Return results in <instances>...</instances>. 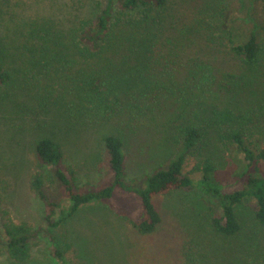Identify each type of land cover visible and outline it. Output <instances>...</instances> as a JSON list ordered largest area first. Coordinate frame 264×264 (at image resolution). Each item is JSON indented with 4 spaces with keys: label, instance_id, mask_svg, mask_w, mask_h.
<instances>
[{
    "label": "trees",
    "instance_id": "1",
    "mask_svg": "<svg viewBox=\"0 0 264 264\" xmlns=\"http://www.w3.org/2000/svg\"><path fill=\"white\" fill-rule=\"evenodd\" d=\"M90 1L91 10L73 19L0 33V88L23 84L26 101L45 115H63L70 129L115 125L123 136L102 139L108 179L81 187L62 145L42 137L29 187L45 204L44 225L16 220L5 194L10 185L0 175V248L11 264H32L44 235L53 242V262L67 264L55 232L85 207L116 195L135 197L142 212L129 226L149 236L163 223L156 198L198 189L217 208L210 227L202 226L188 245V264H264V0H207L193 24L181 28L171 0ZM202 40L233 63L184 55ZM10 91L0 112L18 103V93ZM154 132L174 148L173 156L129 183L128 139ZM215 146L232 155L230 165L218 162ZM190 158L196 161L188 170ZM230 181L235 188L227 189ZM252 204L247 228L240 210Z\"/></svg>",
    "mask_w": 264,
    "mask_h": 264
},
{
    "label": "rangeland",
    "instance_id": "2",
    "mask_svg": "<svg viewBox=\"0 0 264 264\" xmlns=\"http://www.w3.org/2000/svg\"><path fill=\"white\" fill-rule=\"evenodd\" d=\"M206 1L171 0L173 17L180 28L193 24ZM91 7L90 0H0V33L12 36L34 21L41 23L50 19L63 22L77 12H88ZM195 53L211 64L233 63L229 58L224 60L203 40L190 45L184 55L194 56ZM14 85L0 88V102L8 97L4 94L10 90L18 93L17 105H8L0 112V175L10 185L5 194L16 220H26L40 228L46 216L45 204L29 187L31 176L39 170L34 158L36 143L42 137L56 138L66 154V164L78 172L79 185L92 189L108 179L103 137L123 134L115 125L93 130L70 129L64 123L63 115L58 112L43 114L33 101H26V96L21 94L25 86ZM156 134L128 137L129 183L141 182L156 168L165 166L173 156L174 148L164 144ZM211 152L215 153L218 162L224 163L223 167L231 164L232 155L220 152L218 146ZM98 157L103 159L101 163L96 162ZM195 161L190 158L188 170L192 169ZM44 169L49 175V183L52 182L51 168ZM226 183L227 189L235 188L233 181ZM155 204L162 214L163 223L155 234L149 236H142L129 226V221H138L142 212L140 201L135 197L116 195L103 203L85 207L74 221L55 232L59 247L65 252L66 263L188 264V245L195 241L196 233L201 231L202 226L210 227L211 213L217 208L215 201L198 189H186L158 197ZM255 209L252 204L240 210L241 220L247 228ZM64 235L68 238L64 239ZM212 240L210 245L214 244ZM36 242L32 264H56L52 258L53 242L44 235ZM67 243L72 245L69 250ZM0 264H11L3 248H0ZM190 264L199 262L194 260Z\"/></svg>",
    "mask_w": 264,
    "mask_h": 264
}]
</instances>
